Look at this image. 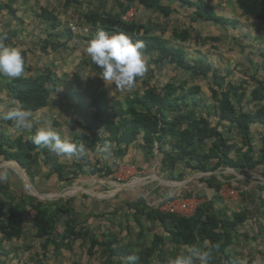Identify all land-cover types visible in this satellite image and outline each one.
Returning a JSON list of instances; mask_svg holds the SVG:
<instances>
[{
  "label": "rangeland",
  "instance_id": "rangeland-1",
  "mask_svg": "<svg viewBox=\"0 0 264 264\" xmlns=\"http://www.w3.org/2000/svg\"><path fill=\"white\" fill-rule=\"evenodd\" d=\"M189 1L194 2L195 0ZM204 1L215 14L236 20L238 25L233 29L230 26L224 28L215 26L210 22L197 23L192 17V10L181 0L173 4L169 0H162L163 5L173 9L168 17L160 16L158 12L141 7L138 0H32L28 2L18 0L14 10H16V16L23 21L19 24L2 9L4 0H0V32L17 30L18 35L7 44L21 49L26 67L24 75L35 77L45 70H52L54 74L51 77L52 83L48 86L52 92L51 98L44 109L33 113V128L31 130L18 129L14 126V122L8 123L4 120H0V128L12 138L21 135L26 140L43 125L44 120H48L62 137H67L71 142H75L74 138L78 135L91 136V132L83 128L77 108L78 101L72 98L70 92L75 88L76 78L80 79L78 92L82 99H86L85 101L91 100L97 95V91L103 90L107 95L109 105L124 106L128 96L136 92L141 93L148 86L159 87L167 82L177 84L185 82L186 85H183L182 91L187 92V88L194 85L199 86L200 92L197 96L207 100V106L212 109L214 102L209 98L210 90L216 87L211 74L194 77L172 66L154 65L149 58L144 57L148 66L145 76L137 80L132 91H121L116 89L114 84L106 85L100 78V73H95L90 66L84 65L90 58L86 54V47L96 33L85 22V16L95 13L118 15L125 8L135 11L133 22L142 24L151 35L181 46L189 62L202 60L212 65L213 69L225 78L223 89L229 82L237 85L243 84L245 91L243 110L254 111L256 105L260 106L261 103L253 105L248 101L250 100L249 93L256 85L255 81L264 82V24L244 16L237 9L234 0ZM42 8L58 18L61 26L56 31L51 29V24L37 18ZM71 27L75 32L74 37L67 41L64 33L62 34L64 37L61 40L68 42L66 48L63 49L59 47L53 35L62 33L66 28ZM173 30L186 31L190 39L184 43H175L171 40ZM48 32H51L52 38L49 37ZM209 38L212 39L209 40ZM14 105L5 91L0 89V111ZM204 109L205 107L202 111ZM210 120L212 124L215 123L213 119ZM227 132H229L228 129L222 128V134ZM239 134L231 133L237 144L235 148L243 146ZM261 134L263 130L260 127L251 129L254 157L251 153L247 154L246 148L241 150L246 156H251L254 166H256L258 148L262 144L258 137ZM115 153L116 151L110 148L107 151L95 148L87 150L86 157L81 160L59 158L60 162L67 166L80 164L85 172L93 166L100 168L108 166L114 172L111 177L79 176L69 183H61L56 177H51L44 182L36 181L35 186L29 181L27 173L16 163L0 159V171L9 173V179L0 183V197L6 206L20 201L27 205L28 199L33 198L36 202L40 201L45 204L59 202L58 206L68 209L70 215L61 217L59 213L55 214L57 210L52 211L51 216L55 221L56 234L62 233L65 220L69 221V226L73 229L64 242L55 237V245L51 244L42 249L40 248L42 241L33 237L32 215L34 213L29 211L25 217L24 232L19 241L5 242L0 237V264H127V260L121 258L111 260L107 258L105 248L100 246L107 234L117 238L116 246L120 252L128 250L137 252L149 248L154 244L156 237H161L162 243L153 252L149 264H169L170 259L185 253L188 248L172 244L166 235L164 226L169 227V222H166L164 226H159L156 221H151L146 217V213L153 210L159 213L154 207V200L146 197L149 206L143 205L142 195L137 193L138 191L142 193L145 189L149 191L158 185L159 179L163 176L161 170L158 169L160 165L158 152L155 149L151 152L141 150L139 142L127 149L126 156L120 161L134 165L138 170V176L135 175L130 179L126 175L116 173L114 163L119 159ZM235 156L233 152L231 157L235 158ZM155 164H157L156 169ZM46 169L45 166H40L38 169L40 176H43L41 174L44 172L47 173ZM222 171L224 170L216 171L220 172L221 176L216 175L214 182V179L209 180L208 176L202 173L183 171L181 166L180 170L171 174L175 176L174 180L168 179L167 181H173L174 188H178L176 186L183 188L193 184L195 186L196 181L204 183L209 180L216 184L221 182L223 176L224 182L218 190L214 208L221 210L224 215H231L239 210L249 215V219L238 230L226 252L233 258L234 264H264V236L259 233V229L264 230V165L257 166L246 173V178L253 177L254 181L261 183L246 189L238 184L240 181L228 178L229 173ZM180 173L182 176L178 175ZM164 176L170 177L167 174ZM187 181L190 182L187 183ZM116 188L120 190L114 194L113 198L106 197L112 189ZM227 188L238 192L237 196H233L236 197L235 199L227 196ZM222 190H224L221 192L223 197L220 195ZM42 195L43 198H41ZM111 203L120 204V207L115 209L116 205L113 207ZM92 241L96 244L88 255L87 249L90 248ZM197 248L203 250L205 246ZM216 257L217 264H225L223 257Z\"/></svg>",
  "mask_w": 264,
  "mask_h": 264
},
{
  "label": "trees",
  "instance_id": "trees-1",
  "mask_svg": "<svg viewBox=\"0 0 264 264\" xmlns=\"http://www.w3.org/2000/svg\"><path fill=\"white\" fill-rule=\"evenodd\" d=\"M17 1L4 0L2 9L19 24H22L23 21L16 16V10H14ZM176 1L169 0L171 4ZM181 1L192 10V17L197 23L210 22L215 26L223 28L230 26L233 29L238 25L236 20L215 14L204 0ZM138 4L145 9L158 12L161 14L160 16L164 17H168L173 12L172 8L162 4V0H138ZM234 4L244 16L264 24V0H234ZM127 10L128 8H125L118 15L91 14L85 16V22L95 31L98 28H103L110 34L123 32L131 36L134 41L142 40L146 46L143 50L144 57L149 58L154 65L172 66L194 77L211 74L216 88L210 90L209 98L214 104L211 109L206 104L207 100L197 96L200 92V87L197 85L187 88V92L182 91L183 85H186L185 82L178 84L167 82L159 87L148 86L141 93L136 92L128 96L124 106L109 105L107 95L103 90L97 91L95 97L85 101L86 99H82L78 92L80 79L76 78L75 88L70 92L72 98L78 101L77 108L83 128L87 132H91V136L78 135L74 138V143L82 142L86 150L97 148L100 151L104 145H108L110 149L116 151L115 156L122 160L126 156L127 149L139 142L141 150L145 149L147 152H151L155 149L158 152L161 172L171 177L173 176L171 174L178 171L180 166L184 171L190 170L196 174L211 173L219 168L240 171L241 169L252 170L257 166H263L264 82L256 80L255 87L249 93L248 103L253 105L261 103V105H256L254 111H244L242 106L243 98H245L243 84L237 85L229 82L223 89L225 78L220 76L212 65L202 60L189 62L181 46L151 35L142 24L122 23L120 16ZM37 18L51 24L50 27L53 31L61 26L58 18L43 8L40 9ZM50 33L48 32V34ZM63 33L67 41L72 40L74 35L69 28H66L62 33L53 35V38L57 39L59 47L65 49L68 42L61 40L64 37ZM17 35V30L14 29L0 32V37L6 43ZM49 37L52 38V35L50 34ZM171 38L175 43H184L190 39V36L186 31L173 30ZM211 39L209 38V40ZM84 65L90 66L95 73L101 71L91 62L90 58ZM52 76H54L52 70H45L35 77L23 75L18 79H9L0 75V89L5 91L7 97L14 104L19 103L24 108L36 113L44 109L51 98L52 92L48 86L52 83ZM204 107L205 109L202 111ZM183 110L185 112H182ZM210 119H213L215 123L212 124ZM253 127H260L263 130V134L258 135L262 144L258 148L256 166H254L251 156H246L241 151L246 148L247 154L251 153L254 157V145L251 141ZM222 128L228 129L229 132L222 134ZM231 133H235V135L240 133L242 147L235 148L237 144ZM233 152L236 155L235 158L231 157ZM0 159L16 163L20 169L27 173L29 181L34 186L36 181L44 182L51 177H56L61 183H69L79 176L105 178L111 177L114 173L108 166L103 167L105 169L93 166L86 172L83 171L84 168L80 164L67 166L61 163L59 158L47 148L35 146L29 139L24 140L21 135L12 138L1 128ZM41 165L47 168V173L41 174L43 176H40L38 171ZM178 175L182 176V173ZM208 179L211 178L208 177ZM209 180L204 182L214 188L217 195L223 185L222 182L213 184ZM28 200L27 205L20 201L6 206L0 197L1 239L5 242L19 241L24 232L25 217L29 211H32L34 213L32 215L33 237L42 241L40 248L45 249L48 245L54 244L55 237L64 242L73 229L70 228L69 221L65 220V228L62 233L56 234L55 221L52 219L51 213L57 210L55 214L59 213V216L67 217L70 215L69 210L58 206L59 202L45 204L40 201L36 202L35 198ZM215 201L216 199L214 201L205 200L190 218L156 213L154 210L146 213V217L151 221H156L159 226H164L166 222H169L170 226H164V231L172 244L181 248L204 245L203 250L210 251L212 256L210 264H217L216 256L223 257L225 264H234L233 258L227 254L226 249L231 246L235 235L249 219V215L240 210L231 215H224L221 210L214 208ZM52 208L55 209L52 210ZM259 233L264 236V230L259 229ZM104 239L100 246L105 248L107 258L127 260L129 255L136 253L140 256L139 264H149L153 252L162 243V238L156 237L154 244L149 248L137 252L134 250L120 252L116 246L118 240L115 236L107 234ZM95 244L92 241L90 248L87 249L88 255Z\"/></svg>",
  "mask_w": 264,
  "mask_h": 264
},
{
  "label": "clouds",
  "instance_id": "clouds-1",
  "mask_svg": "<svg viewBox=\"0 0 264 264\" xmlns=\"http://www.w3.org/2000/svg\"><path fill=\"white\" fill-rule=\"evenodd\" d=\"M145 43L133 40L123 32L110 34L103 28H98L94 37L88 42L86 54L91 62L99 68L100 78L106 85H115L121 91H132L138 79H142L147 70L144 58ZM25 73V60L20 48L9 45L0 37V75L9 79L21 78ZM33 112L17 103L0 111V120L12 121L18 129L31 130L33 128ZM30 142L41 148H47L58 158L81 160L86 157L87 150L84 143L71 142L62 137L51 121L44 120L43 125L29 136ZM104 145L101 151H107ZM9 179L7 171H0V183ZM212 259L208 250H201L195 246L189 247L185 253L170 259L169 264H210ZM140 256L133 253L127 257V264H139Z\"/></svg>",
  "mask_w": 264,
  "mask_h": 264
},
{
  "label": "crops",
  "instance_id": "crops-1",
  "mask_svg": "<svg viewBox=\"0 0 264 264\" xmlns=\"http://www.w3.org/2000/svg\"><path fill=\"white\" fill-rule=\"evenodd\" d=\"M159 162H160V159H159ZM156 167H157V164H155V169H156ZM180 167H179V170H180ZM158 169H160V165H159ZM218 170H224V171H222L223 173L224 172H228L229 176H227V177L228 178L230 177V178H232L234 180L240 181V182H238V184L241 185L242 187H244L245 189L249 188L251 186H254L255 184H258V185L261 184V183L259 184V182L257 183L256 181H254L253 177L252 178H246L247 177L246 173L248 171H251V170L241 169L240 171H242V172L235 171V170L230 169V168H219ZM218 170H216V171H218ZM183 171H184V169H183ZM216 171L211 172V173H202V175H206V176L210 177L211 179H214V182H215V176L218 175V174L221 176L220 172L217 173ZM243 173H245V174H243ZM249 173H251V172H249ZM164 174H165L164 172H161V175H163V176H161L159 174L161 176V179H159V183L160 184L157 183L158 185H155L154 187L149 189V191L147 189H145V190H143L142 193L139 192V191L137 192L138 194L142 195L141 199L143 201V205L149 206V204L146 202V199H147L146 197H148V199L154 200V202H153L154 205H155L154 207L157 209L159 204L162 201H164L166 198H169L170 196H173V195H176V194L186 193V192H192L193 194L197 195V197H199L201 200L203 199V201H205V200L214 201L216 199L217 195H216V192L214 191V188L209 187L207 185V183H205V182L202 183V182H197L196 181L195 182V186L193 184V185L186 186V187H183V188L179 187V186H176L178 188H174L173 183H172L173 181H167V180L168 179L169 180H174L173 178H175V176H172V177L170 176L168 178V177H165ZM236 174H238V175H236ZM154 177L157 178L156 175H154ZM221 179H222L221 182L223 183L224 182L223 176L221 177ZM190 181H187V183L190 182ZM119 190L120 189H118V188L112 189L110 191V193L106 197L113 198L114 194L117 193ZM41 198H43V195H42ZM93 198L98 200L95 197H93ZM111 206H113V207L115 206V209H116L117 207H120V204L111 203Z\"/></svg>",
  "mask_w": 264,
  "mask_h": 264
},
{
  "label": "built area",
  "instance_id": "built-area-1",
  "mask_svg": "<svg viewBox=\"0 0 264 264\" xmlns=\"http://www.w3.org/2000/svg\"><path fill=\"white\" fill-rule=\"evenodd\" d=\"M134 19V10H128L120 16V21L125 24L132 23ZM70 29L73 33H75L72 27ZM114 166L117 171L116 173H118L119 175H126L128 179L134 178L135 175L138 176V170L134 165H129L127 163H124L123 161L117 160L114 163ZM223 191L224 190L220 191V195ZM237 193L238 192L233 191V189L227 188V196L231 199H235L236 197L233 196H237ZM203 202V199L201 200L199 197H197V195L193 194L192 192L180 193L166 198L159 204L157 210L161 214H167L182 218H190L195 214L197 208Z\"/></svg>",
  "mask_w": 264,
  "mask_h": 264
}]
</instances>
